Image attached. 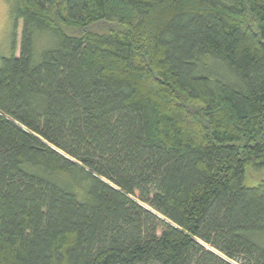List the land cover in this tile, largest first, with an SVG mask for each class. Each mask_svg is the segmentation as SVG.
<instances>
[{
    "label": "trees",
    "instance_id": "16d2710c",
    "mask_svg": "<svg viewBox=\"0 0 264 264\" xmlns=\"http://www.w3.org/2000/svg\"><path fill=\"white\" fill-rule=\"evenodd\" d=\"M10 14L0 264H264V0Z\"/></svg>",
    "mask_w": 264,
    "mask_h": 264
},
{
    "label": "rangeland",
    "instance_id": "374dc122",
    "mask_svg": "<svg viewBox=\"0 0 264 264\" xmlns=\"http://www.w3.org/2000/svg\"><path fill=\"white\" fill-rule=\"evenodd\" d=\"M13 1L14 0H0V65L2 58L7 57L10 52V44L13 31L10 11L11 7L13 6ZM20 29L21 28L19 26L18 36L16 40V56L18 55L19 49ZM96 30H98L99 32H104L105 30H107V25L99 24L97 25ZM260 177V174L248 172L244 183L247 186H253L257 183ZM257 242L264 245V235L259 236Z\"/></svg>",
    "mask_w": 264,
    "mask_h": 264
}]
</instances>
